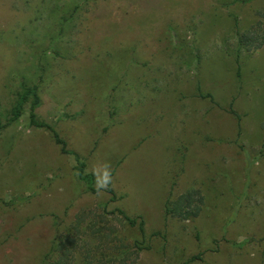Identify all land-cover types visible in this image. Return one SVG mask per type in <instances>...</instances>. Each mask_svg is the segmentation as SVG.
<instances>
[{"label":"rangeland","instance_id":"obj_1","mask_svg":"<svg viewBox=\"0 0 264 264\" xmlns=\"http://www.w3.org/2000/svg\"><path fill=\"white\" fill-rule=\"evenodd\" d=\"M259 21L264 0H0V116L36 85L70 150L31 101L0 129V264H56L67 238L65 264H264V46L238 41ZM188 191L197 216L168 213Z\"/></svg>","mask_w":264,"mask_h":264},{"label":"trees","instance_id":"obj_2","mask_svg":"<svg viewBox=\"0 0 264 264\" xmlns=\"http://www.w3.org/2000/svg\"><path fill=\"white\" fill-rule=\"evenodd\" d=\"M238 1V0H235ZM71 15L66 14L62 18L61 25L64 27L70 20ZM257 27L258 31L255 29ZM262 28V22L259 21L257 24H255L251 30H248L247 32H238V41L239 44L242 47L247 48L248 50L251 49H258L264 46V33L261 32ZM210 96V95H209ZM28 101H31L32 107L29 113L30 122L32 125L38 128H46L48 129L55 142L61 146V150L64 153H70V150L67 148V142L66 140L59 134L57 129L54 125L40 120L38 118V115L36 113V108L41 104V97L39 95L37 86H31L28 84H23L21 87V90L18 94V98L13 105L9 115L5 120L0 116V129H4L9 127L10 125L14 124L16 121H18L21 116L24 113V107L28 103ZM116 113L115 107L111 111V114L114 115ZM76 158V171L78 174V177L85 183L87 188L90 191H97L95 188V177L93 176L92 172L88 171L87 164L85 161L80 157V155L75 154ZM111 195H115V191L112 188V185L110 183L109 187L106 189ZM195 198L194 193L191 191L184 192L178 196L175 200H173L168 206L167 211L168 213H171L181 219H192L195 218L198 214L197 211H195ZM125 219L128 221L129 224L135 225L136 220L133 218H130L127 215H124ZM140 230L144 231V224L141 222L139 224ZM68 229V232L72 231V227L70 226ZM71 241V242H70ZM58 251H63L62 254H60L59 260L56 262V264H65L71 259L72 257L76 256L78 244L74 243L72 240H69L67 238L66 240L61 239L58 243ZM199 256H194L193 259L198 258Z\"/></svg>","mask_w":264,"mask_h":264},{"label":"clouds","instance_id":"obj_3","mask_svg":"<svg viewBox=\"0 0 264 264\" xmlns=\"http://www.w3.org/2000/svg\"><path fill=\"white\" fill-rule=\"evenodd\" d=\"M92 174L96 178L95 188L98 192L109 187L112 181V169L109 163H105L101 167L94 166Z\"/></svg>","mask_w":264,"mask_h":264}]
</instances>
